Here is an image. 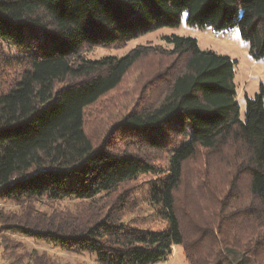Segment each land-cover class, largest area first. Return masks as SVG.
Segmentation results:
<instances>
[{
  "label": "trees",
  "instance_id": "obj_1",
  "mask_svg": "<svg viewBox=\"0 0 264 264\" xmlns=\"http://www.w3.org/2000/svg\"><path fill=\"white\" fill-rule=\"evenodd\" d=\"M183 11L191 25L236 27L264 57V0H0V38L30 53L12 84L0 80V202L15 206L0 207L8 264L77 263L26 250L5 232L94 254L98 264H155L175 245L188 264H264L262 91L246 99L241 116L235 61L192 37L163 36L169 49L84 56L175 27ZM150 55L172 58L169 72L95 144L85 110ZM153 151L167 156L165 168ZM193 161L200 165L191 196L200 208L185 214L178 197ZM146 174L157 177L148 195L162 230L125 222L133 210L124 184ZM64 200L74 204L61 207Z\"/></svg>",
  "mask_w": 264,
  "mask_h": 264
},
{
  "label": "rangeland",
  "instance_id": "obj_2",
  "mask_svg": "<svg viewBox=\"0 0 264 264\" xmlns=\"http://www.w3.org/2000/svg\"><path fill=\"white\" fill-rule=\"evenodd\" d=\"M176 35L195 38L201 49L213 50L219 54L229 56L235 61L234 83L236 86V97L240 106V113L243 116L246 106V99H252L262 91V109L264 111V57H255L253 49L248 41L241 38L236 27L216 31L211 26L199 27L188 23L187 14L183 11L179 22L175 27H161L157 30L133 38L119 46L93 47L84 52V56L90 60L102 57H122L133 48L145 46H159L171 48L163 36ZM30 57L28 51L16 47L11 42L0 38V80L5 84H12L18 74L26 67ZM172 58L161 55H150L139 59L124 76L121 84L112 92L101 98L98 102L85 110V130L95 144L102 143L104 138H111L110 129L112 125L122 118L127 112L142 104L149 95L150 83L159 85L162 81L161 75L169 72L172 65ZM169 68V69H168ZM113 138V137H112ZM111 142H114L111 139ZM115 144L121 145L120 141ZM155 164L165 168L167 156L164 153L150 152ZM201 160V159H200ZM201 161H199L200 163ZM200 165V164H199ZM198 161L190 162L184 171L178 208L181 213H198L199 205L195 203L196 198L191 193L197 189L194 176ZM157 177L152 174L139 176L136 180L124 184L127 190L133 213L125 219L130 226L162 230L166 223L158 217L157 209L150 201L148 189ZM206 197V196H205ZM194 200V201H193ZM74 201L64 200L59 203L61 207L72 206ZM0 207L6 210H14L11 203L0 202ZM40 209H45L38 204ZM4 234V233H3ZM0 233V236L3 235ZM7 237L21 241L26 250L37 249L44 251L61 262L77 264H98L95 255L88 252L69 251L51 242L42 241L27 237L21 233L5 232ZM0 264H8L2 257L0 247ZM155 264H188L181 246L175 245L172 253L164 260Z\"/></svg>",
  "mask_w": 264,
  "mask_h": 264
}]
</instances>
